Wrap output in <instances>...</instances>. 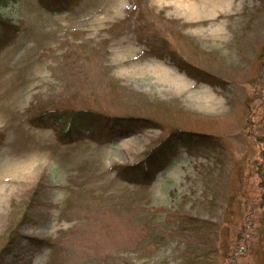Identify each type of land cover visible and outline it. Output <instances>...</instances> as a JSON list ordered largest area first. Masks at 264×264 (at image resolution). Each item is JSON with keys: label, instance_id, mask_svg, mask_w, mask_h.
<instances>
[{"label": "rangeland", "instance_id": "obj_1", "mask_svg": "<svg viewBox=\"0 0 264 264\" xmlns=\"http://www.w3.org/2000/svg\"><path fill=\"white\" fill-rule=\"evenodd\" d=\"M216 1L0 8L18 27L0 22V264H264V0ZM44 109L54 122L34 125ZM68 109L92 116L101 139L68 129L61 140ZM115 116L155 125L121 134L128 120ZM178 129L197 144L177 146L151 184L119 177L116 165ZM94 233L105 252H90Z\"/></svg>", "mask_w": 264, "mask_h": 264}, {"label": "trees", "instance_id": "obj_2", "mask_svg": "<svg viewBox=\"0 0 264 264\" xmlns=\"http://www.w3.org/2000/svg\"><path fill=\"white\" fill-rule=\"evenodd\" d=\"M16 0H0V8L5 7L7 5L13 4ZM42 3L46 4L49 6V0H40ZM0 22L1 24H5L7 26H10L12 30H18V27L15 23L11 22L10 19L5 18L0 14ZM7 30H4L5 33ZM167 43H165V50L169 49L170 47L167 46ZM154 52H161V50H154ZM163 52V51H162ZM176 56V55H175ZM173 57V56H172ZM174 60H177V63L180 64V66L184 67L187 69L188 72L191 74L195 75L196 77L200 78V73L197 71H193L190 69V66L187 65L186 63H183L182 60L176 56L174 57ZM45 110V109H44ZM49 110H45L41 113H39L37 116H34L31 118V121L34 125L40 126L43 125L44 122H54L53 118L54 116H51L50 113H48ZM52 112V111H50ZM53 113V112H52ZM44 115L45 118L42 120L44 122L38 121L43 117ZM55 115V114H54ZM56 116V115H55ZM50 117V118H48ZM64 123H67V128L66 129H61L59 131V138L61 140H67L68 137V129L71 131V133L77 131H82L84 129L90 130V133L97 139L100 140L101 137L98 136L97 131L93 130L91 128V124L93 123L92 121V116H90L87 112H84L82 110H69L66 114L62 115ZM117 119H125L128 120V122H118L117 124H123L125 125V130L121 132V134H125L130 130L133 129H141L143 127H149L153 126L155 124L149 122L150 118L147 117H142L138 122L133 124L130 120L135 119L132 116H115ZM40 118V119H39ZM48 119V120H47ZM66 119H69L66 121ZM99 119V118H96ZM112 136V135H111ZM197 137V136H196ZM195 134L187 131V130H176L174 132H171L167 134L164 138L160 140L158 144H156L153 148H151L148 153L139 161L134 162V163H129V164H118L115 166L117 170V174L119 177L122 179L131 181V182H139L143 184H151L155 177L156 174L158 173L159 170L164 168L167 163H168V158L169 154L173 152L177 146L180 144L186 145V146H193L194 144H197ZM2 138H0V146L2 143ZM32 200V199H31ZM186 219V220H185ZM191 219L192 223H198V220L196 217L192 216H187L182 219L185 220L186 222H189ZM21 226H17L14 228V231H17V229ZM29 239L34 242V244L37 245H52V240L47 239V238H40V237H34L30 236ZM13 243L14 242V235L10 236L8 243Z\"/></svg>", "mask_w": 264, "mask_h": 264}, {"label": "bare ground", "instance_id": "obj_3", "mask_svg": "<svg viewBox=\"0 0 264 264\" xmlns=\"http://www.w3.org/2000/svg\"><path fill=\"white\" fill-rule=\"evenodd\" d=\"M157 1H159L160 3H163V4L175 1L176 3H181L180 5L184 6V10L189 9L191 11L196 12L201 5L205 6L206 3L213 2L214 0H157ZM224 1L225 0H218V1H216V4H219V5H221V7H223L221 3ZM226 2L228 5L230 4V1H226ZM214 4H215V2H214ZM153 68L158 70V73H164L168 77L175 79L177 81V83H180V85H182L185 88L189 87L192 84V80L187 75L179 72L173 66L166 65L162 62H158V63H156V65L153 66ZM3 69H4V67H3ZM0 73H1V71H0ZM179 81H181V82H179ZM4 82H5V79H4L3 75H1L0 76V86ZM203 87L204 88H202V93L205 95L207 100L215 98L214 95L212 94V92L209 91L208 85H203ZM3 99L8 101L7 96L3 97ZM128 140H129V138H128ZM124 143H127V141ZM4 187H5V183L3 181H1V178H0V198L2 197L1 194L4 192ZM91 228H92V230L96 231L95 229H98V222L95 221V223L93 224V227H91ZM92 240H93V244H92L90 252H98V253L105 252L106 247H104L102 249L101 241L97 237V233H94Z\"/></svg>", "mask_w": 264, "mask_h": 264}]
</instances>
